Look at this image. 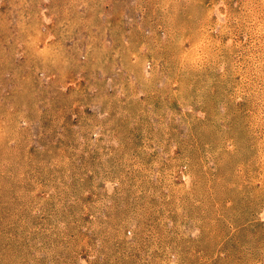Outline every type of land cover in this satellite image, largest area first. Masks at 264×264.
<instances>
[{
  "label": "rangeland",
  "instance_id": "374dc122",
  "mask_svg": "<svg viewBox=\"0 0 264 264\" xmlns=\"http://www.w3.org/2000/svg\"><path fill=\"white\" fill-rule=\"evenodd\" d=\"M0 264H264V0H0Z\"/></svg>",
  "mask_w": 264,
  "mask_h": 264
}]
</instances>
